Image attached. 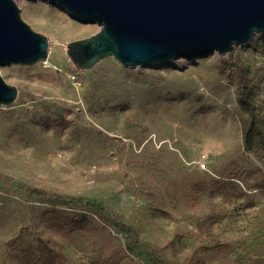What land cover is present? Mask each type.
Wrapping results in <instances>:
<instances>
[{"label": "rangeland", "instance_id": "obj_1", "mask_svg": "<svg viewBox=\"0 0 264 264\" xmlns=\"http://www.w3.org/2000/svg\"><path fill=\"white\" fill-rule=\"evenodd\" d=\"M17 4L50 62L0 67L18 89L0 106V264H264V33L225 56L81 70L67 47L100 27ZM229 62L251 88V149Z\"/></svg>", "mask_w": 264, "mask_h": 264}, {"label": "water", "instance_id": "obj_2", "mask_svg": "<svg viewBox=\"0 0 264 264\" xmlns=\"http://www.w3.org/2000/svg\"><path fill=\"white\" fill-rule=\"evenodd\" d=\"M99 32L72 42L67 54L81 70L107 57L126 67L230 54L264 33V0H44ZM50 42L20 14L17 0H0V67L32 66L49 58ZM18 89L0 72V106Z\"/></svg>", "mask_w": 264, "mask_h": 264}, {"label": "trees", "instance_id": "obj_3", "mask_svg": "<svg viewBox=\"0 0 264 264\" xmlns=\"http://www.w3.org/2000/svg\"><path fill=\"white\" fill-rule=\"evenodd\" d=\"M229 72V79L232 82L237 83V92H238V103L241 108L249 115V119L245 120L243 123V134L245 144L248 149L253 147V139L256 132V121H255V110L251 100V88L247 83L246 73L242 65L229 62L225 66L224 73ZM70 225H72L76 230L87 231L92 235H97L99 233L91 224L86 222H79L76 220H68ZM127 234L129 235L131 241L136 245L140 246V243L135 239L133 233L129 228L126 229ZM33 264H70L68 261L64 260L62 256L57 254L56 251L47 250L42 255L34 258ZM164 264V263H160Z\"/></svg>", "mask_w": 264, "mask_h": 264}, {"label": "bare ground", "instance_id": "obj_4", "mask_svg": "<svg viewBox=\"0 0 264 264\" xmlns=\"http://www.w3.org/2000/svg\"><path fill=\"white\" fill-rule=\"evenodd\" d=\"M58 41L60 42L61 40L59 39ZM49 62H50V61H49V60H47L45 63H46V64H48Z\"/></svg>", "mask_w": 264, "mask_h": 264}]
</instances>
